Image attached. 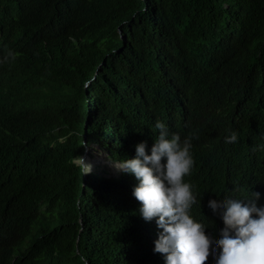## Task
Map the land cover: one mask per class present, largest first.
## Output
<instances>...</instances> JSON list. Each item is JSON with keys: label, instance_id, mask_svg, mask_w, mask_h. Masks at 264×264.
Returning <instances> with one entry per match:
<instances>
[{"label": "trees", "instance_id": "obj_1", "mask_svg": "<svg viewBox=\"0 0 264 264\" xmlns=\"http://www.w3.org/2000/svg\"><path fill=\"white\" fill-rule=\"evenodd\" d=\"M9 52L0 264H160L139 181L76 161L133 159L141 142L151 154L158 120L193 137L196 222L223 229L210 200L253 191L264 206V0H0V61Z\"/></svg>", "mask_w": 264, "mask_h": 264}, {"label": "clouds", "instance_id": "obj_2", "mask_svg": "<svg viewBox=\"0 0 264 264\" xmlns=\"http://www.w3.org/2000/svg\"><path fill=\"white\" fill-rule=\"evenodd\" d=\"M15 55L9 52L2 62ZM159 135L148 154L147 143L136 145V157L124 161H111L117 171L132 174L138 181L133 196L140 203L145 221L156 218L163 231L155 242V257L160 264H264V206H257L259 192L252 198L225 197L210 200L209 207L223 220V229L196 222L191 209L197 204L192 185L184 178L191 174L194 160L191 139L181 140L173 133L169 139L168 127L156 122ZM237 134L225 137V143H235ZM84 174L92 166L82 157H76ZM110 176V174L108 175ZM237 189H232L236 191ZM200 203V201H199Z\"/></svg>", "mask_w": 264, "mask_h": 264}, {"label": "rangeland", "instance_id": "obj_3", "mask_svg": "<svg viewBox=\"0 0 264 264\" xmlns=\"http://www.w3.org/2000/svg\"><path fill=\"white\" fill-rule=\"evenodd\" d=\"M83 159L85 163L92 166L91 172H99L104 178H108V173L118 172L114 167H112L111 160L107 158L105 153H95L93 157L85 155Z\"/></svg>", "mask_w": 264, "mask_h": 264}, {"label": "bare ground", "instance_id": "obj_4", "mask_svg": "<svg viewBox=\"0 0 264 264\" xmlns=\"http://www.w3.org/2000/svg\"><path fill=\"white\" fill-rule=\"evenodd\" d=\"M103 162V161H102ZM99 163V162H98ZM108 175H109V173H108Z\"/></svg>", "mask_w": 264, "mask_h": 264}]
</instances>
